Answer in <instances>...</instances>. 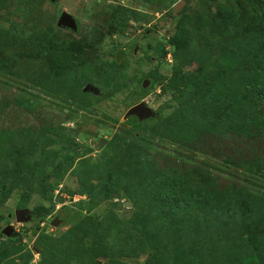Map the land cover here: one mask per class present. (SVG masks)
<instances>
[{
	"label": "rangeland",
	"instance_id": "rangeland-1",
	"mask_svg": "<svg viewBox=\"0 0 264 264\" xmlns=\"http://www.w3.org/2000/svg\"><path fill=\"white\" fill-rule=\"evenodd\" d=\"M219 3L244 0H0V264H264V139L219 126L202 151L172 133L183 111L194 129L205 73L224 69L242 91L264 74L255 45L215 41ZM62 11L76 31L57 25ZM262 91L242 113H264ZM141 102L155 114L129 115ZM165 181L231 213L202 198L179 215ZM122 232L152 242L131 250Z\"/></svg>",
	"mask_w": 264,
	"mask_h": 264
},
{
	"label": "trees",
	"instance_id": "trees-1",
	"mask_svg": "<svg viewBox=\"0 0 264 264\" xmlns=\"http://www.w3.org/2000/svg\"><path fill=\"white\" fill-rule=\"evenodd\" d=\"M264 3L261 0H244V3L237 6L227 5L224 3H219L216 7L219 25L216 27V40L224 41V37L232 36L235 41V46L230 49L232 53L236 47L240 46L242 43L255 45L253 57L256 58V67L262 68L264 70ZM233 6V7H232ZM224 36V37H223ZM210 40V38L208 37ZM215 41H210L213 44ZM229 49V48H228ZM217 70V69H216ZM209 73H205L201 80L199 81L202 85L204 91L201 94V99L195 105L192 110L193 116H197L193 121L194 129L182 130L184 123L189 122L190 114L184 111L181 112L182 120L179 122L171 121L172 124L177 126V129L172 131L174 136H177V140L180 139L181 143L185 144V147L190 150H202L204 145L205 135H213L214 131L220 127L223 129L225 136L235 138L237 142H249L251 140H256L258 138L264 139V113L263 112H253L248 111L247 113H242V105L245 99H258L260 100L263 95L262 86L264 85V74L259 79H255L254 84L251 85L250 90H236L240 85L233 84L231 78L229 77V72L224 69ZM247 87V86H243ZM250 93L253 97H248ZM106 99L109 96L105 97ZM219 107L218 112L215 110ZM249 110V109H247ZM200 122L198 124V120ZM197 126V128H196ZM189 127V126H188ZM177 130V131H176ZM182 130V133L180 132ZM171 133V134H172ZM175 138V137H174ZM175 138V139H176ZM259 155H257L258 157ZM255 159V158H254ZM232 161V160H231ZM257 163H253L251 160H244L239 163L240 167L244 169H253L254 172L257 169ZM158 190L161 192V198L167 207L174 212H184L185 210L195 208L199 203V200L203 198L205 206L214 210L220 216H228L231 213V204H227L225 200L216 201L211 195H206L203 197L202 194H197L194 190L190 188L179 189L176 186L175 181H165L159 184ZM103 193V189H95L89 192V197L92 200L96 196ZM171 213L172 215H177V213ZM124 231V226L119 224L117 230ZM123 239L128 240L132 244V249L138 248L139 243L143 245L151 237L145 238L144 235L139 239L136 238L132 233L128 232L127 235L123 234ZM127 238V239H126ZM152 242L151 240L144 245ZM132 252V253H131ZM128 254L135 255V251H130ZM248 264H260L259 257L253 255L246 258Z\"/></svg>",
	"mask_w": 264,
	"mask_h": 264
},
{
	"label": "water",
	"instance_id": "water-1",
	"mask_svg": "<svg viewBox=\"0 0 264 264\" xmlns=\"http://www.w3.org/2000/svg\"><path fill=\"white\" fill-rule=\"evenodd\" d=\"M57 25L59 27L70 28L74 31L77 30V23H76L75 18L70 13H67L66 11H62L60 15L58 16ZM121 55H122V52L118 50L115 54L116 61L120 60ZM88 89L92 90L93 88L89 85L84 87V90H88ZM128 114L129 115L135 114V115H138L140 118H143V117L153 116L155 113L150 107L146 105V103L141 102L137 105L132 106L128 110ZM14 215L17 221L26 220L29 217L26 211H15ZM3 233L8 236H12L16 234L13 226L10 224L4 227Z\"/></svg>",
	"mask_w": 264,
	"mask_h": 264
},
{
	"label": "flooded vegetation",
	"instance_id": "flooded-vegetation-1",
	"mask_svg": "<svg viewBox=\"0 0 264 264\" xmlns=\"http://www.w3.org/2000/svg\"><path fill=\"white\" fill-rule=\"evenodd\" d=\"M9 216H11V214H9Z\"/></svg>",
	"mask_w": 264,
	"mask_h": 264
}]
</instances>
